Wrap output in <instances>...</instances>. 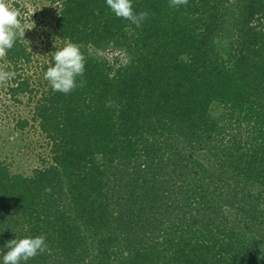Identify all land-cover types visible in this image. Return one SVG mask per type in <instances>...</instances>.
Masks as SVG:
<instances>
[{
	"label": "trees",
	"instance_id": "obj_1",
	"mask_svg": "<svg viewBox=\"0 0 264 264\" xmlns=\"http://www.w3.org/2000/svg\"><path fill=\"white\" fill-rule=\"evenodd\" d=\"M51 1L60 43L41 60L18 32L0 58L3 106L30 107L14 127L37 123L51 156L31 175L0 160V254L44 235L27 264H264V0H132L141 27ZM68 41L87 83L65 95L44 73ZM110 45L126 64L89 52Z\"/></svg>",
	"mask_w": 264,
	"mask_h": 264
},
{
	"label": "rangeland",
	"instance_id": "obj_2",
	"mask_svg": "<svg viewBox=\"0 0 264 264\" xmlns=\"http://www.w3.org/2000/svg\"><path fill=\"white\" fill-rule=\"evenodd\" d=\"M18 1L20 7L14 4ZM8 5L19 11L25 22L21 27L25 30L24 37L29 47L39 59L47 55V47L60 43L58 33L54 26L57 15V4L51 0H6ZM89 52L105 59L115 67L128 62V54L120 48L107 46L103 49L89 47ZM26 100V97H24ZM11 104L0 98V160L9 166L12 173L31 175L33 170L49 163V146L45 134L39 129L37 123L30 122L25 129L14 127L13 118L18 115L31 117L30 107L24 104L11 105L8 109L3 104ZM222 107L214 104L212 113L219 115ZM229 217H233L232 209H225Z\"/></svg>",
	"mask_w": 264,
	"mask_h": 264
},
{
	"label": "clouds",
	"instance_id": "obj_3",
	"mask_svg": "<svg viewBox=\"0 0 264 264\" xmlns=\"http://www.w3.org/2000/svg\"><path fill=\"white\" fill-rule=\"evenodd\" d=\"M187 3L188 0H170V6L177 8ZM106 4L117 18L129 21L136 27H141L150 15L147 11L136 12L132 0H106ZM19 16L17 9L10 7L6 0H0V58L6 56L7 50L14 46L18 32L24 37L25 30L21 27ZM52 55L54 66L47 68L44 79L53 91L67 95L78 87L86 86V57L78 43L68 41ZM14 78V72L0 69V83ZM4 247L7 251L0 254L2 264H27V261L43 253L47 244L44 235H37L12 239Z\"/></svg>",
	"mask_w": 264,
	"mask_h": 264
}]
</instances>
